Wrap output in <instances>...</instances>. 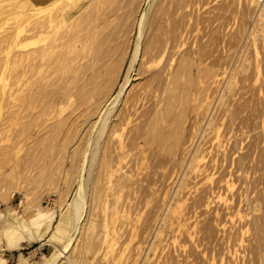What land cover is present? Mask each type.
Instances as JSON below:
<instances>
[{
	"label": "bare ground",
	"instance_id": "obj_1",
	"mask_svg": "<svg viewBox=\"0 0 264 264\" xmlns=\"http://www.w3.org/2000/svg\"><path fill=\"white\" fill-rule=\"evenodd\" d=\"M102 1L0 0V29L7 17L16 18L15 25L11 24L13 27L7 33L2 32V36L0 34V44L3 47V58L0 59V137L4 140L0 160L2 169L8 168V172H5L7 174L4 173L5 181L2 182H8L4 184L7 192L4 191L5 195L2 194L1 200L7 201L15 190L22 191L21 183L27 180L25 174L32 170L42 173L46 170L63 169L66 175H72L70 179L65 178L63 181L66 189L59 194V199L64 201L55 202L54 208L42 209L39 205L27 216L21 201L22 214L19 215L13 207H8L0 215V252L21 249V242L25 239L28 243L46 239L51 248L48 255L41 253L40 263L35 261L38 248L31 250L27 257L19 252L17 264H79L83 260V254L99 243L105 249L102 261L123 264L121 259L124 252L136 238L130 232L131 236L126 243L122 247H116L122 226L120 223L127 216V211L118 203L122 190L131 186L128 182L132 178L127 170L123 171V162L137 148L142 153L139 164L143 165L146 149L150 146H154L160 153L176 156L181 142L182 119L190 112L197 114L201 107L199 96L203 97L200 99H208L209 91L214 92L213 87L219 84L220 72L214 68L217 63L209 60L210 50L204 46L197 49L192 46L183 51V34L181 31L177 33L178 26L168 24L165 29L162 28L165 39H155V42L152 40L147 45L148 41L144 40L145 16L151 0H142L146 4V10L140 20L136 21L138 32L133 53L123 82L115 93L114 89L126 63L130 41L126 44L119 42L124 47L120 48V54L117 55L119 58L114 59V49L104 46L109 43L107 34L94 47L95 41L105 34L99 33V25L90 27L92 23L86 24V34L79 29L83 26L81 23L79 27V23L87 16L88 10L97 8ZM246 3L257 9V17L264 23V5L258 4L256 0H246ZM96 14L98 13L95 12L94 15ZM97 20L102 23L101 19ZM162 59L164 65L161 72H155L154 65ZM227 62L224 59L222 66ZM137 63L139 66L134 69ZM133 71L134 76L139 78L138 83L131 85ZM226 73V68L222 69V74ZM233 83L230 81L226 84L227 92L232 91ZM128 87L130 89L127 91ZM224 94L223 92L220 100H223ZM151 97H157L158 100L154 102V106H148L151 109L146 110L144 105ZM142 107L145 110L141 111ZM135 119H140L138 125L133 124ZM212 120L207 124L209 128L213 124ZM262 134L264 137L263 128ZM28 141L31 143L22 155V148ZM200 150L202 149L198 147L189 160L190 171L201 167L199 163L204 155H201ZM85 172L87 177L84 179ZM117 173L118 178L114 177ZM19 176L24 177L21 180ZM104 186L107 191L115 193L112 194L109 205L106 201L103 203V209H108L105 217L103 214L106 211L100 210L105 218L101 240H94L93 236L85 239L80 255L70 257L76 251L81 233L83 235L85 231L91 209L94 212L92 202L95 205L94 202L101 200L97 190ZM179 187V190L187 188L185 177ZM227 187L230 188L228 185ZM74 188L73 195L68 198ZM23 196L27 199L26 195ZM181 221L184 220L181 218ZM177 223L179 227L184 224L179 220ZM117 224L121 226L118 228ZM160 235L161 231H158L156 237ZM136 248L138 251V247ZM135 255H138L137 252H130L126 260L129 261ZM147 259H144V264ZM6 261V258L0 257V264H7Z\"/></svg>",
	"mask_w": 264,
	"mask_h": 264
},
{
	"label": "rangeland",
	"instance_id": "obj_2",
	"mask_svg": "<svg viewBox=\"0 0 264 264\" xmlns=\"http://www.w3.org/2000/svg\"><path fill=\"white\" fill-rule=\"evenodd\" d=\"M102 2L97 8L88 10L87 16L79 23V27L83 24L79 29L82 30L81 33L84 31L86 34L84 30L86 24L92 23L90 27L99 25L97 26L99 33L105 32V34L101 37L100 34L97 35L100 40L95 41L97 45L94 43V47L96 48L107 34L109 46L107 44L104 46L114 49V59L119 58L117 55L120 54V48L124 47L119 42L126 44L130 41L126 63L114 89L116 93L123 82L133 53L138 32L136 21L140 20L144 14L146 4L142 0H103ZM252 7L248 6L246 0H151L150 8L145 16V39L143 38L148 41L147 45L155 39L163 41L165 32L162 28L165 29L168 24L178 26L177 33L181 31L183 34L184 46L181 49L186 51L192 46L196 49L200 46L206 47L211 52L209 60L217 63L214 68L220 72V75L217 82L219 84L213 87L214 92L210 90L211 94L210 91L208 93L210 97L202 99L203 97L199 96L201 107L197 114L190 112L191 114H187L184 120L182 119L181 142L176 156L160 153L154 146H150L146 149L143 165L139 164L142 153H139L137 148L123 162L122 167L126 168L123 171L127 170L132 178L128 182L131 186L127 187V190L125 188V191L122 190L118 203L119 206H123L124 209H122L125 212L127 211V216L124 222L120 223L122 226L117 224L118 228L121 226V230L116 247H122L131 233L136 235L135 240L129 244L131 249H126L124 252L121 259L123 264H144L146 257L148 259L145 264H264V137L262 136V128L264 129V23L257 17V9ZM95 12L98 14L94 15ZM97 19H101L102 23ZM15 20L16 18L12 16L7 17L0 29V34L8 32L15 25ZM113 23L116 24L113 25ZM115 42L118 43L115 44ZM0 49L1 59L3 58L1 44ZM224 59L228 61L226 65L224 64L226 67L222 66ZM163 65L162 59L154 65V71L161 72ZM137 66H139L138 63L135 64L134 69H137ZM225 68L227 73L222 74V69ZM134 73L135 71L131 74V85L138 83L139 77L134 76ZM162 76L164 79L165 73ZM230 81L234 82V86L231 92H227L226 84ZM129 89L130 87L127 91ZM223 92L225 93L223 100H220ZM152 98L146 101L144 105L146 110L151 109L152 107L148 106H154V102L158 100L157 97ZM145 108L142 107L140 110ZM209 119H214L211 121L213 124L210 128L207 126ZM139 120L137 119L133 124L136 125L140 122ZM85 130L86 128L81 135ZM215 136L217 137L214 138ZM0 140H2L0 141L1 150L4 140L1 137ZM30 143L28 141L24 144L22 155L26 153ZM198 147L202 149L200 153L204 155V159L199 163L201 167L199 166L196 171H190L189 160ZM0 159H2L1 156ZM158 160L163 164H160ZM1 162L2 160L0 164ZM2 166L1 164L0 215L8 207H13L16 213L22 214L21 201L24 203L27 216L31 215L34 208L39 205L42 209L45 207L48 209L54 208L55 202L64 201L59 199V194L66 189L64 179H70L72 175L70 173L66 175L63 169L46 170L42 173L35 169L28 172L25 174L27 180L20 182L23 186L22 191L15 190L7 201H2L4 191L7 192L4 184H8V182L2 183L7 174L5 172H8V168L2 169ZM203 171L204 174H202ZM2 175L3 178H1ZM84 175L85 179L86 172ZM118 175L117 173L114 177L118 178ZM183 176L186 179L187 188L179 190L177 188H180L179 184ZM15 178L17 181V177ZM106 188L104 186L97 190L101 200L94 202L97 207L92 202L91 208L94 212L91 209L85 231L83 235L81 233L76 251L70 257L76 258L80 255L85 239L93 236L94 240L99 241L100 236L103 235L102 224L105 218L102 217L103 213L100 210H104V201L111 203L112 194L115 193L109 190L108 192ZM74 191L75 188L70 191L68 198H71ZM104 191H106L105 194H103ZM23 195H26L27 199H24ZM107 211L104 212V217ZM181 218L184 221H181ZM178 220L184 223L183 226L179 227ZM158 231H161V235L157 238ZM240 233L242 234L239 236ZM41 243L44 244L40 247ZM45 243L46 239L31 243L25 239L21 242V249L0 252V257L6 258L8 264H17L19 252L27 257L31 250L38 248L39 252L35 261L40 263L41 253L48 255L51 251L50 246ZM95 245L85 255L83 254L82 261L85 263L80 261L79 264L104 262L102 261L104 245L101 246L100 243ZM135 246L138 247V251ZM130 252L131 254L137 252L138 255L127 261L126 258ZM108 263L107 260L103 264Z\"/></svg>",
	"mask_w": 264,
	"mask_h": 264
},
{
	"label": "built area",
	"instance_id": "obj_3",
	"mask_svg": "<svg viewBox=\"0 0 264 264\" xmlns=\"http://www.w3.org/2000/svg\"><path fill=\"white\" fill-rule=\"evenodd\" d=\"M256 2H258V4L264 5V0H256Z\"/></svg>",
	"mask_w": 264,
	"mask_h": 264
},
{
	"label": "crops",
	"instance_id": "obj_4",
	"mask_svg": "<svg viewBox=\"0 0 264 264\" xmlns=\"http://www.w3.org/2000/svg\"><path fill=\"white\" fill-rule=\"evenodd\" d=\"M7 264H8V260H7Z\"/></svg>",
	"mask_w": 264,
	"mask_h": 264
}]
</instances>
